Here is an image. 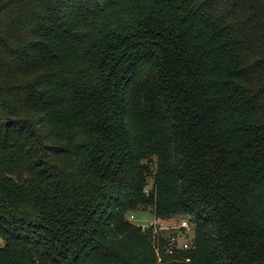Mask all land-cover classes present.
<instances>
[{"label":"trees","instance_id":"trees-1","mask_svg":"<svg viewBox=\"0 0 264 264\" xmlns=\"http://www.w3.org/2000/svg\"><path fill=\"white\" fill-rule=\"evenodd\" d=\"M159 257L264 264V0H0V264Z\"/></svg>","mask_w":264,"mask_h":264},{"label":"built area","instance_id":"built-area-1","mask_svg":"<svg viewBox=\"0 0 264 264\" xmlns=\"http://www.w3.org/2000/svg\"><path fill=\"white\" fill-rule=\"evenodd\" d=\"M127 219L129 221H134V214L128 215ZM136 224L141 226L142 229L152 226L153 232L171 231V237L169 238L167 245L162 249L166 254L173 255L176 252L186 251L192 247L191 234L193 226L186 219L170 221L153 220L152 222ZM162 250L159 247L156 248V254L160 256V251ZM183 260L189 262L190 258L184 257ZM157 264H163L160 257L157 260Z\"/></svg>","mask_w":264,"mask_h":264},{"label":"rangeland","instance_id":"rangeland-1","mask_svg":"<svg viewBox=\"0 0 264 264\" xmlns=\"http://www.w3.org/2000/svg\"><path fill=\"white\" fill-rule=\"evenodd\" d=\"M135 219L134 222L135 223H147V222H152L154 219L148 214L147 211H141L137 214H134Z\"/></svg>","mask_w":264,"mask_h":264}]
</instances>
